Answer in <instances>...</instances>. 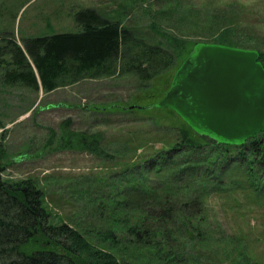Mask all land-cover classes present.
<instances>
[{
  "label": "rangeland",
  "instance_id": "1",
  "mask_svg": "<svg viewBox=\"0 0 264 264\" xmlns=\"http://www.w3.org/2000/svg\"><path fill=\"white\" fill-rule=\"evenodd\" d=\"M83 8L120 15L126 26L140 28L153 43L168 47V38H173L188 48L176 66L146 88L126 76L83 81L42 95L17 84L6 86L0 64V141L9 162L4 177L34 178L45 191L55 223H96L86 217L82 203V194L90 192L95 179L127 164L143 163L177 144L184 121L155 105L164 98L195 44H218L224 36L237 43V48L264 51V0H0V49L8 53L9 39L21 46V39L28 37L75 32L79 28L74 14ZM2 59L10 61L11 56L4 54ZM110 103L133 104L143 111L88 109ZM66 120L72 121V131L101 132L110 157L102 160L87 152L59 149L58 143L50 145L51 131L59 138ZM197 140L209 148L214 144L207 137ZM229 154L235 160L238 150L232 148ZM240 169H234L225 181L229 191L204 201L202 225L197 224L200 232L175 233L174 239L168 238L165 251L98 241L94 245L130 264H264V191L250 188L246 172Z\"/></svg>",
  "mask_w": 264,
  "mask_h": 264
},
{
  "label": "trees",
  "instance_id": "2",
  "mask_svg": "<svg viewBox=\"0 0 264 264\" xmlns=\"http://www.w3.org/2000/svg\"><path fill=\"white\" fill-rule=\"evenodd\" d=\"M112 14L83 8L74 14L79 28L75 32L28 37L21 39V46L14 39L7 40L8 53L0 49V57L11 56L10 61L0 60L4 84L51 93L83 81L127 76L146 88L176 66L188 48L187 43L173 38H168V47L153 43L140 28L126 26L120 15ZM217 43L238 46L224 36ZM258 52L264 66V51ZM88 109L143 111L121 103ZM71 124V120L63 122L59 138L51 131L50 145L58 143L59 149L87 152L102 160L110 157L101 132L72 131ZM182 126L171 150L94 180L90 192L82 194L86 217L96 221L91 224L53 222L45 191L34 178L4 177L9 162L6 146L0 141V264H130L98 248L94 241L165 251L168 238L175 233L200 232L197 224L202 225L204 201L229 191L225 181L234 169L246 172L250 188L264 191V133L243 146L221 145L209 138L214 143L209 148L197 140L204 136H198L185 122ZM232 148L238 150L235 160L229 154Z\"/></svg>",
  "mask_w": 264,
  "mask_h": 264
},
{
  "label": "water",
  "instance_id": "3",
  "mask_svg": "<svg viewBox=\"0 0 264 264\" xmlns=\"http://www.w3.org/2000/svg\"><path fill=\"white\" fill-rule=\"evenodd\" d=\"M259 56L256 50L196 44L155 108L174 111L198 136L243 146L264 133Z\"/></svg>",
  "mask_w": 264,
  "mask_h": 264
},
{
  "label": "crops",
  "instance_id": "4",
  "mask_svg": "<svg viewBox=\"0 0 264 264\" xmlns=\"http://www.w3.org/2000/svg\"><path fill=\"white\" fill-rule=\"evenodd\" d=\"M20 44V43H19ZM112 79V78H111ZM79 84V83H78ZM115 85V84H114ZM39 92H41L42 93V95H48V94H51V93H53V92H51V93H44V91L41 89ZM38 104V102H36V104L35 105H37ZM49 105H51V104H49ZM55 105H61V104H53L52 106H55ZM63 105H65V104H63ZM46 106H48V105H46ZM60 108H61V106H60ZM47 109H53V108H47Z\"/></svg>",
  "mask_w": 264,
  "mask_h": 264
}]
</instances>
